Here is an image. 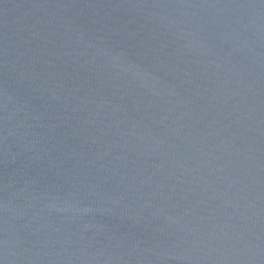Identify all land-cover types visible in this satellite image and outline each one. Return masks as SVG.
Segmentation results:
<instances>
[{"label": "water", "instance_id": "obj_1", "mask_svg": "<svg viewBox=\"0 0 264 264\" xmlns=\"http://www.w3.org/2000/svg\"><path fill=\"white\" fill-rule=\"evenodd\" d=\"M0 264H264V0H0Z\"/></svg>", "mask_w": 264, "mask_h": 264}]
</instances>
